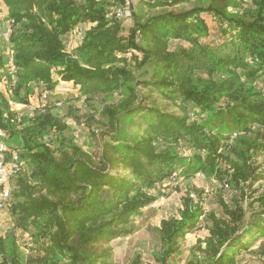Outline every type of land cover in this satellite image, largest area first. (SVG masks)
<instances>
[{
    "label": "trees",
    "instance_id": "16d2710c",
    "mask_svg": "<svg viewBox=\"0 0 264 264\" xmlns=\"http://www.w3.org/2000/svg\"><path fill=\"white\" fill-rule=\"evenodd\" d=\"M126 1L1 0L11 20L16 72L5 73L0 124L7 158L16 150L21 163L9 213L14 225L29 232L27 243L35 250L24 264H110L108 243L130 233V219L156 199L148 189L193 172L220 183L225 195L217 198L218 212L205 211L202 190L185 189L177 215L156 228L161 247L154 260L173 264L180 241L205 217L200 256L185 264H239L249 238L264 234V193L252 194L264 178L257 161L264 154V0H198L179 10L167 6L189 0H141L137 9L129 7L125 35L114 11ZM144 7L162 9L148 13ZM75 27L82 38L70 46ZM4 63L0 53V70ZM60 80L85 99L122 95L100 112L106 138L92 132L96 156L64 138L58 157L43 139L67 127L50 104ZM140 86L191 110L179 115L144 104L148 94ZM42 91L45 108L37 105L18 121L7 98L27 104L37 94L40 102ZM135 116L143 128L129 136L122 122ZM255 204L261 205L258 220L245 224ZM258 257L264 264V245ZM0 264H23L12 236H0ZM131 264L143 263L136 256Z\"/></svg>",
    "mask_w": 264,
    "mask_h": 264
},
{
    "label": "rangeland",
    "instance_id": "374dc122",
    "mask_svg": "<svg viewBox=\"0 0 264 264\" xmlns=\"http://www.w3.org/2000/svg\"><path fill=\"white\" fill-rule=\"evenodd\" d=\"M196 1L198 0H189L187 2L169 5L167 8L172 10H179L182 8L187 9ZM140 2L141 0H127L125 6L119 7L114 11L115 14L117 10L122 11V17L120 20L122 21L124 28L123 34L125 35L132 22L131 17L128 14L129 7L131 5L133 8L137 9V5ZM161 9L162 7H144L143 11L155 13ZM5 12L6 10L2 4L1 13L6 20ZM71 38H73V36ZM74 42L73 39L70 46H73ZM66 47L67 49L69 48L67 45ZM54 78L58 80L59 76H54ZM61 81L62 80H60L51 91L50 104L53 105L52 111L58 116V118H60L61 122L66 124L67 127L61 133L51 131V134L45 135L43 139L46 142H49L50 147L53 148L55 155L58 157L61 154L59 151L60 141L64 138H68L70 142L77 144L92 156H96L99 152V145L96 137L99 139L102 136V130H106V128L99 123V120H103L100 112L104 105L116 103L122 95L117 91H113L109 94L98 93L89 99H85L84 97H79L77 89H75L71 83L64 81L65 83L63 84ZM62 85H65L67 90H60ZM139 90L143 92V94H148L144 98V104L153 103L162 110L179 115L191 110L188 109V107H184L187 111L181 109L178 103H176L178 100H170L159 91H151L143 86H140ZM35 95L36 98H38V95ZM27 114L28 116L32 115V109H30V112ZM140 123L141 120L138 116L122 122L124 132L129 136H131V134H140L143 128V125H139ZM92 132L97 134L95 139ZM102 138L106 137L102 136ZM182 151H184V154H189L188 149ZM257 161L264 176V154L260 155ZM23 169V172L29 174L30 166L28 163L24 164ZM190 186L202 190L201 198L203 199V206L206 212L209 210L218 212L219 207L217 204V198L222 192L220 191V183L214 176H208L201 172H193L192 175L187 177L182 174L171 176L154 186L152 189H148V192L151 195H154L156 199L143 207L137 215L130 219L127 227L131 228V232L125 236L116 237L108 243V246L112 250L110 264H131L136 256L139 257L143 264H156L153 254L155 251L160 250L161 247L160 237L156 228L159 226L161 219L167 218L171 214L177 215L178 209L181 207L180 196L183 195L185 189ZM253 188L255 189L252 193L254 196L264 193V178L257 181L253 185ZM196 195L197 192H193V196ZM11 202L12 197L1 216L0 236H12L16 240L18 244V252L22 259V263L24 264L28 256L35 254V250H31L29 248L30 244L27 243L30 242L29 232L22 231V229L14 225L12 216L9 213ZM254 208L253 212L255 213L251 214L252 211H249L245 215V224L251 220H258L257 213L260 211L261 205L255 204ZM206 227V218L202 217L197 223V228L188 232L180 241L181 247L179 252L171 258L173 264H185L188 260L200 256L197 249L198 239L203 240L207 235ZM253 235L255 236L249 238L248 250H244L239 255V258L241 259L239 264H258V252L261 246L264 245V234H257V232H255Z\"/></svg>",
    "mask_w": 264,
    "mask_h": 264
},
{
    "label": "built area",
    "instance_id": "2783aa9c",
    "mask_svg": "<svg viewBox=\"0 0 264 264\" xmlns=\"http://www.w3.org/2000/svg\"><path fill=\"white\" fill-rule=\"evenodd\" d=\"M1 0H0V53L4 56V66L3 69L0 70V72H3L2 75H0V90H2L5 87L6 82V76L5 73H8L10 75H14L16 72V68L14 67L13 58H12V51L9 44V35L11 33V28L8 26V24L11 22L9 19H4L1 13ZM116 17L121 18L122 17V11L117 10ZM73 36V39L80 40L82 38V29L79 27H75L74 30L71 33V37ZM63 84L64 81H61ZM67 90V87L65 85H62L60 90ZM41 99L38 104V107L40 109H44L46 106V97H47V91L41 92ZM2 102V98L0 96V105ZM8 107L12 110H14L15 105L17 104L13 100H11L9 97L7 98ZM4 117H6V114H3ZM20 114H16V119L20 120ZM6 133L3 130L1 124H0V220L3 211L7 208L9 200L11 198V191H12V179L15 173L20 168L21 163H19L18 160V154L16 150L11 151L10 158H7V154L10 152L9 148L5 142Z\"/></svg>",
    "mask_w": 264,
    "mask_h": 264
},
{
    "label": "crops",
    "instance_id": "0c3cea01",
    "mask_svg": "<svg viewBox=\"0 0 264 264\" xmlns=\"http://www.w3.org/2000/svg\"><path fill=\"white\" fill-rule=\"evenodd\" d=\"M39 103V99L36 98V95H33L29 98L27 104L17 103L14 107V111L19 114H26L30 112V109L36 107Z\"/></svg>",
    "mask_w": 264,
    "mask_h": 264
}]
</instances>
